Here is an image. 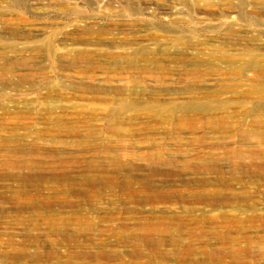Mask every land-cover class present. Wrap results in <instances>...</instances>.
<instances>
[{
    "label": "rangeland",
    "instance_id": "1",
    "mask_svg": "<svg viewBox=\"0 0 264 264\" xmlns=\"http://www.w3.org/2000/svg\"><path fill=\"white\" fill-rule=\"evenodd\" d=\"M3 56L0 264H264V0H0Z\"/></svg>",
    "mask_w": 264,
    "mask_h": 264
},
{
    "label": "bare ground",
    "instance_id": "2",
    "mask_svg": "<svg viewBox=\"0 0 264 264\" xmlns=\"http://www.w3.org/2000/svg\"><path fill=\"white\" fill-rule=\"evenodd\" d=\"M12 1V3L14 4H17V5H23V3H24V1H26V0H11ZM9 47H11V46H9ZM80 51V50H79ZM0 59H5L4 58V56L2 57V58H0ZM11 59V56L9 57L8 56V58H7V60H10Z\"/></svg>",
    "mask_w": 264,
    "mask_h": 264
}]
</instances>
